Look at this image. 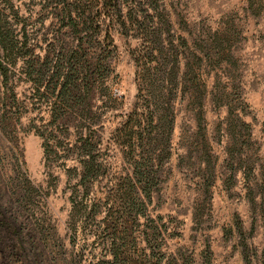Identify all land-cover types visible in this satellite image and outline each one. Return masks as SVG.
Listing matches in <instances>:
<instances>
[{
    "label": "trees",
    "instance_id": "16d2710c",
    "mask_svg": "<svg viewBox=\"0 0 264 264\" xmlns=\"http://www.w3.org/2000/svg\"><path fill=\"white\" fill-rule=\"evenodd\" d=\"M32 1L41 5L38 14L53 28H44L33 14L21 15L14 2L0 0V127L13 141L14 121L28 114L29 130L42 139L49 177L47 185L35 184L25 173L22 153L14 151L18 179L8 199L0 195V264H161L167 252L152 246V234L161 231L150 207L174 125L172 96L185 84L189 90L182 92L199 96L200 77L191 70L185 79L178 77L182 60L163 40L162 0ZM117 29L151 46H144L148 49L138 59L148 100L115 130L124 139L130 168L114 177L111 143H104L96 102L100 95L110 99L108 72ZM193 62L189 58L186 65ZM21 81L29 85L28 99L19 96ZM198 107V134L205 136L204 110ZM61 169L70 190L72 248L59 241L45 219ZM106 180L104 190H98ZM9 190L6 185V194ZM239 232L244 235L241 226ZM249 248L245 244L250 264ZM85 250L89 260L80 254ZM169 259L176 264V257Z\"/></svg>",
    "mask_w": 264,
    "mask_h": 264
},
{
    "label": "rangeland",
    "instance_id": "374dc122",
    "mask_svg": "<svg viewBox=\"0 0 264 264\" xmlns=\"http://www.w3.org/2000/svg\"><path fill=\"white\" fill-rule=\"evenodd\" d=\"M11 1L24 17L33 14V20L40 19L44 28H53L49 18L38 14L40 4ZM160 3L163 40L182 60L178 77L183 80L189 70L195 71L201 87L199 96L182 92L189 84L172 96L174 125L150 207L161 234H152V246L156 251L158 246L165 248L167 254L161 264H169L172 255L176 264H249L244 256L248 244L250 264H264V0ZM114 39L108 72L110 99L100 95L96 107L104 143H111L116 177L126 173L130 163L123 154L124 139H119L115 130L140 108L142 100H148L138 59L148 49L144 46L151 45L141 44L120 29L115 30ZM189 58L194 62L188 67ZM17 90L22 99L29 98L27 83L21 81ZM199 102L204 110L205 136L198 134ZM29 128L26 113L14 121L13 141L0 127V195L4 200L18 179L14 151L22 153L26 175L35 184L47 185L49 170L43 161L42 139ZM56 175L58 188L44 208L46 226H54L59 241L72 248L68 177L63 169ZM106 183L97 189L104 190ZM6 185L10 188L7 194ZM88 252L80 251L83 260H89Z\"/></svg>",
    "mask_w": 264,
    "mask_h": 264
}]
</instances>
